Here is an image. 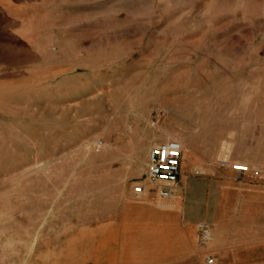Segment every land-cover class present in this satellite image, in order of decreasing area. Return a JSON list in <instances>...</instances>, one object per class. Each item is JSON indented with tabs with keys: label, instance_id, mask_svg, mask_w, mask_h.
Segmentation results:
<instances>
[{
	"label": "rangeland",
	"instance_id": "1",
	"mask_svg": "<svg viewBox=\"0 0 264 264\" xmlns=\"http://www.w3.org/2000/svg\"><path fill=\"white\" fill-rule=\"evenodd\" d=\"M167 140L201 263L264 264V0H0V264H200L121 221Z\"/></svg>",
	"mask_w": 264,
	"mask_h": 264
},
{
	"label": "crops",
	"instance_id": "2",
	"mask_svg": "<svg viewBox=\"0 0 264 264\" xmlns=\"http://www.w3.org/2000/svg\"><path fill=\"white\" fill-rule=\"evenodd\" d=\"M181 167L183 173V162ZM181 178L182 174L178 183ZM172 191L171 195L146 190L140 200L134 198L133 192L129 193L128 202L122 208L121 221L132 224L137 228L138 233L152 238L158 243L161 242L166 250L164 257H167L163 263L196 260L202 264L201 260L208 251L197 247L196 244L199 223L196 224L191 220L182 199V192H178L173 198L175 191L173 189ZM217 230H223V224L220 221L217 223ZM213 239L214 234L211 241Z\"/></svg>",
	"mask_w": 264,
	"mask_h": 264
},
{
	"label": "built area",
	"instance_id": "3",
	"mask_svg": "<svg viewBox=\"0 0 264 264\" xmlns=\"http://www.w3.org/2000/svg\"><path fill=\"white\" fill-rule=\"evenodd\" d=\"M183 145L178 140H167L152 147L149 152V165L147 177L152 182L164 183L162 192L173 193L172 187L178 183L182 174ZM233 169L239 174L250 172L247 165ZM258 176V174H255ZM146 192V187L137 184L133 188V196L140 200ZM198 237L201 244L209 243L213 238V231L209 224L201 222L197 225ZM208 263H213V258L208 259Z\"/></svg>",
	"mask_w": 264,
	"mask_h": 264
},
{
	"label": "bare ground",
	"instance_id": "4",
	"mask_svg": "<svg viewBox=\"0 0 264 264\" xmlns=\"http://www.w3.org/2000/svg\"><path fill=\"white\" fill-rule=\"evenodd\" d=\"M237 168H240L241 166H243V164H234Z\"/></svg>",
	"mask_w": 264,
	"mask_h": 264
}]
</instances>
